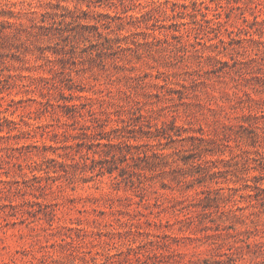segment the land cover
<instances>
[{"label": "rangeland", "instance_id": "1", "mask_svg": "<svg viewBox=\"0 0 264 264\" xmlns=\"http://www.w3.org/2000/svg\"><path fill=\"white\" fill-rule=\"evenodd\" d=\"M255 14L264 0H0L18 123L0 125V264H264L244 241L264 242L245 188L264 163Z\"/></svg>", "mask_w": 264, "mask_h": 264}, {"label": "trees", "instance_id": "2", "mask_svg": "<svg viewBox=\"0 0 264 264\" xmlns=\"http://www.w3.org/2000/svg\"><path fill=\"white\" fill-rule=\"evenodd\" d=\"M259 9L260 10H262V7H259ZM254 23L255 24H260V25H264V17L260 20L259 18H258V15H256L255 14V16H254ZM204 20H205V22H207L208 24H210V27H213V26H215V25H217V24H221L222 23V21L221 20H214V19H212V18H207V17H205L204 18ZM245 21L246 22H248V24H249V22H250V19L247 17V16H245ZM247 32V33H249V34H252L253 35V32H251V31H249V30H247V28L246 27H244L242 30L241 29H239V31L242 33V32H245V31ZM118 47H122L121 45H119ZM0 98H4V96H1ZM10 104H11V102H8V107H4L3 109H1L0 110V125H3L4 123H6L7 125H9L10 127H14V125H16V124H18L17 122H16V120H14V119H10V117L7 115V114H5L6 112H8L9 110H10V108H9V106H10ZM11 129V128H10ZM45 131H46V129H45V127L43 128ZM27 147V146H26ZM48 147H53V144H47V142L46 141H44V145H43V148H45V149H47ZM112 172V171H111ZM264 179V163H263V165L261 166V168H260V171H259V173H257V174H255L252 178H247L246 179V182H245V188H249V192H247V195L250 197V198H252V199H250V200H253V198H255L256 200H257V202H261V205H263L264 206V188L261 186L262 184L261 183H263L262 182V180ZM250 181H253V183H251ZM254 188H257V189H259V191H256V192H252V191H254ZM239 189H241V187H237V190H239ZM245 193H241L240 194V196H245L244 195ZM229 196H232L231 194H228ZM233 198V197H232ZM235 199H233V201H234ZM235 205L237 206L236 207V209L237 210H244L245 209V207L244 206H241L240 204H238V202L236 201L235 202ZM253 206H255V207H257V205H255L254 203H253ZM227 208V207H226ZM226 210L224 209L223 210V212H225ZM230 211V210H229ZM232 212H234L235 214H238V213H236V211H232ZM244 213L243 212H241V215H243ZM253 223H254V225H257V220H253L252 221ZM253 227H255V226H253ZM253 230H254V228H252V226H250V228L248 227V229H247V232H249L250 234V236H252L251 234L253 233ZM249 236V237H250ZM250 241H249V240ZM248 239H244V241L246 242V243H248V245L249 246H252V245H258V244H260V243H264V242H262V241H257L256 239H250V238H248Z\"/></svg>", "mask_w": 264, "mask_h": 264}]
</instances>
